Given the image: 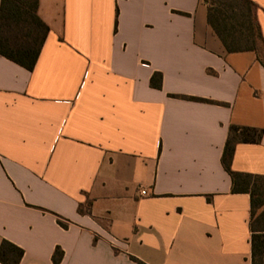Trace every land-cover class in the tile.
I'll use <instances>...</instances> for the list:
<instances>
[{
	"label": "crops",
	"instance_id": "crops-1",
	"mask_svg": "<svg viewBox=\"0 0 264 264\" xmlns=\"http://www.w3.org/2000/svg\"><path fill=\"white\" fill-rule=\"evenodd\" d=\"M208 7L39 0L32 71L0 56V244L19 264H251L250 198L221 155L230 126L260 129L231 170L264 176V67L226 51Z\"/></svg>",
	"mask_w": 264,
	"mask_h": 264
},
{
	"label": "trees",
	"instance_id": "trees-1",
	"mask_svg": "<svg viewBox=\"0 0 264 264\" xmlns=\"http://www.w3.org/2000/svg\"><path fill=\"white\" fill-rule=\"evenodd\" d=\"M208 23L229 53L253 52L264 67V38L257 21V6L251 0H206ZM39 0H0V56L32 71L39 56L48 27L37 15ZM161 74L154 73L150 86L160 89ZM208 103L197 98L181 97ZM263 131L230 126L221 155V165L231 181V193L250 198L251 264H264V176L237 173L231 170L237 144H258ZM81 213V210L78 209ZM57 224L67 228V221L57 217ZM23 251L13 244H0V264H19ZM62 251L56 248L52 264H59Z\"/></svg>",
	"mask_w": 264,
	"mask_h": 264
},
{
	"label": "rangeland",
	"instance_id": "rangeland-1",
	"mask_svg": "<svg viewBox=\"0 0 264 264\" xmlns=\"http://www.w3.org/2000/svg\"><path fill=\"white\" fill-rule=\"evenodd\" d=\"M220 1H223V0H220Z\"/></svg>",
	"mask_w": 264,
	"mask_h": 264
}]
</instances>
